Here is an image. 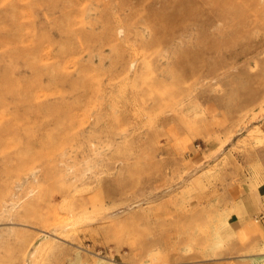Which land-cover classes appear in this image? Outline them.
<instances>
[{
	"label": "rangeland",
	"instance_id": "rangeland-1",
	"mask_svg": "<svg viewBox=\"0 0 264 264\" xmlns=\"http://www.w3.org/2000/svg\"><path fill=\"white\" fill-rule=\"evenodd\" d=\"M262 145L264 0H0V264L263 263Z\"/></svg>",
	"mask_w": 264,
	"mask_h": 264
},
{
	"label": "crops",
	"instance_id": "crops-1",
	"mask_svg": "<svg viewBox=\"0 0 264 264\" xmlns=\"http://www.w3.org/2000/svg\"><path fill=\"white\" fill-rule=\"evenodd\" d=\"M254 161L255 165L258 166L259 174L248 185L249 187L245 189V193L242 195V201H244L247 208L243 220L258 217L264 230V145L255 149ZM235 216L238 218L236 214ZM237 220L234 221L236 226L240 224Z\"/></svg>",
	"mask_w": 264,
	"mask_h": 264
},
{
	"label": "bare ground",
	"instance_id": "bare-ground-1",
	"mask_svg": "<svg viewBox=\"0 0 264 264\" xmlns=\"http://www.w3.org/2000/svg\"><path fill=\"white\" fill-rule=\"evenodd\" d=\"M260 264H264V262L263 263H260Z\"/></svg>",
	"mask_w": 264,
	"mask_h": 264
}]
</instances>
